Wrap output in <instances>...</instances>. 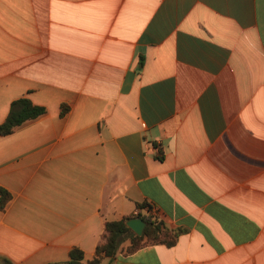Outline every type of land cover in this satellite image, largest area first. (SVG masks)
Listing matches in <instances>:
<instances>
[{"label": "crops", "instance_id": "0c3cea01", "mask_svg": "<svg viewBox=\"0 0 264 264\" xmlns=\"http://www.w3.org/2000/svg\"><path fill=\"white\" fill-rule=\"evenodd\" d=\"M18 99L0 264L91 260L141 204L176 243L101 264H264V0H0V123Z\"/></svg>", "mask_w": 264, "mask_h": 264}, {"label": "trees", "instance_id": "16d2710c", "mask_svg": "<svg viewBox=\"0 0 264 264\" xmlns=\"http://www.w3.org/2000/svg\"><path fill=\"white\" fill-rule=\"evenodd\" d=\"M44 108L33 105L27 99H18L11 104L9 114L4 122L0 123V136L11 134L14 129L25 122L33 119L44 112ZM12 196L10 192L0 187V211H3L10 202ZM139 212L131 216H124L120 220L107 221L104 225L103 240L96 246L95 255L91 260L84 262V254L79 248H72L69 251L67 264H101L104 258L112 260L118 252L120 244L129 239L130 244L126 248V253H133L143 246L151 244H164L168 247L176 243L179 231L170 232L163 227L162 223L151 214V206L141 204L137 206ZM140 210H145L142 214ZM134 217H141L146 222L143 234L135 235L127 226V221ZM3 264H12L5 260Z\"/></svg>", "mask_w": 264, "mask_h": 264}, {"label": "water", "instance_id": "95a60500", "mask_svg": "<svg viewBox=\"0 0 264 264\" xmlns=\"http://www.w3.org/2000/svg\"><path fill=\"white\" fill-rule=\"evenodd\" d=\"M126 224L131 231L138 236L143 234L144 228L146 227V222H144L141 217L131 218Z\"/></svg>", "mask_w": 264, "mask_h": 264}, {"label": "built area", "instance_id": "2783aa9c", "mask_svg": "<svg viewBox=\"0 0 264 264\" xmlns=\"http://www.w3.org/2000/svg\"><path fill=\"white\" fill-rule=\"evenodd\" d=\"M137 212H139V210H137Z\"/></svg>", "mask_w": 264, "mask_h": 264}]
</instances>
